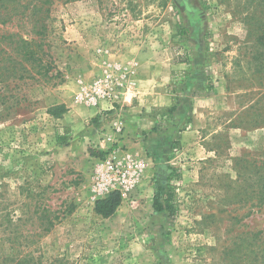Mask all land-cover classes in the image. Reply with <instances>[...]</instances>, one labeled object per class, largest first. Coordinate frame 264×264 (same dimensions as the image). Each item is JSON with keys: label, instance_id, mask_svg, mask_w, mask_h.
<instances>
[{"label": "rangeland", "instance_id": "obj_1", "mask_svg": "<svg viewBox=\"0 0 264 264\" xmlns=\"http://www.w3.org/2000/svg\"><path fill=\"white\" fill-rule=\"evenodd\" d=\"M48 15L44 59L57 77L0 90V264H264V0H59ZM29 31L23 20L0 23V37ZM133 68L115 108L138 106L155 131L188 97L186 134L165 154L118 145L114 127L106 149L91 142L101 122L89 114L100 109L76 94ZM160 95L172 104L157 106ZM113 150L145 167L104 218L94 202L116 186L96 191L93 172ZM160 187L172 219L152 207Z\"/></svg>", "mask_w": 264, "mask_h": 264}, {"label": "trees", "instance_id": "obj_2", "mask_svg": "<svg viewBox=\"0 0 264 264\" xmlns=\"http://www.w3.org/2000/svg\"><path fill=\"white\" fill-rule=\"evenodd\" d=\"M59 0H26L21 3L19 0H0V23L7 24L14 20H23L30 25V34L24 37L19 32L4 34L0 37V90L8 87L6 80H21L26 78L43 79L48 82L52 78L57 77V72L51 74L50 70L53 68L52 64L45 60L47 55L44 50V45H48L45 41L47 36V18L49 17L50 5ZM67 1V0H62ZM29 12L26 13V11ZM25 18V19H24ZM186 32V28L182 30ZM262 41L264 42V32L262 33ZM11 47V51L4 49L1 43ZM188 57L178 55L174 59V63H186ZM34 73V74H33ZM212 88L210 82L207 84L208 91ZM5 100L3 94L0 92V100ZM64 105L55 106L50 110L57 114L63 112ZM173 110L175 109L172 108ZM155 129V128H153ZM92 155H99L102 157L105 152H90ZM262 189H264V177ZM161 192L163 194H161ZM261 199L264 200V190L261 192ZM172 194L169 190L158 188V191L153 197L152 207L155 211H166L168 217H174L175 210L172 203ZM122 197L118 190H112L103 197L95 200L93 210L96 214L106 218L111 216L116 208L121 204ZM58 216L55 215L54 220H51L50 225H54ZM50 227L44 228L47 231Z\"/></svg>", "mask_w": 264, "mask_h": 264}, {"label": "built area", "instance_id": "obj_3", "mask_svg": "<svg viewBox=\"0 0 264 264\" xmlns=\"http://www.w3.org/2000/svg\"><path fill=\"white\" fill-rule=\"evenodd\" d=\"M135 70L130 69L127 73L118 77L110 75L95 78L87 86H82L76 94V100L83 104L99 107L100 111H110L115 109L116 104L122 103L131 92L133 81L129 78ZM105 106H102V104ZM115 131H122V121L114 125ZM118 151L113 150L105 162L94 168L93 179L96 191H108L110 186L115 185V190L120 192L121 197H125L132 190L141 178L145 167L142 158H136L129 153L118 156Z\"/></svg>", "mask_w": 264, "mask_h": 264}, {"label": "crops", "instance_id": "obj_4", "mask_svg": "<svg viewBox=\"0 0 264 264\" xmlns=\"http://www.w3.org/2000/svg\"><path fill=\"white\" fill-rule=\"evenodd\" d=\"M136 66L139 68L144 67L145 63L143 60L137 61ZM157 106H162L166 108L172 104V97L169 96H158L154 100ZM188 97H181L180 101L177 103L174 109V123L170 125L168 130L166 128L160 127L161 130L153 129L156 128V118L147 117L144 115L140 116L138 114L139 107L129 105L125 108H115L110 111H99L95 109L91 110L89 115H97V120L101 122V126L96 129V138L91 141L95 143L97 147L99 145L100 149H106L111 145V140H115L113 131L114 125L118 121H122V133L119 137H116L118 145H132L134 147L144 146L149 152L166 153L167 145L171 144L174 137L186 133L181 132L180 128L185 123L186 113L189 109L188 107ZM98 113V114H97ZM166 124V123H165ZM145 131L144 139L141 140L140 136ZM137 139V143L135 142ZM140 156L141 154L138 153ZM142 157V156H141Z\"/></svg>", "mask_w": 264, "mask_h": 264}]
</instances>
